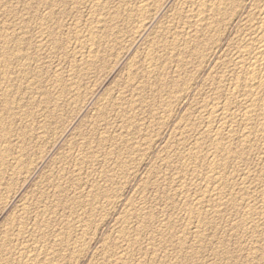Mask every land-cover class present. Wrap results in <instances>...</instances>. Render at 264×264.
<instances>
[{"label":"rangeland","instance_id":"rangeland-1","mask_svg":"<svg viewBox=\"0 0 264 264\" xmlns=\"http://www.w3.org/2000/svg\"><path fill=\"white\" fill-rule=\"evenodd\" d=\"M57 1H58L56 2L57 5H55L56 3L54 4L55 7L54 5H52L53 8L51 6H47V7L42 6L43 8L40 9V10L44 9L43 12L45 14L47 12L49 14H52V16L50 18H46L44 22L50 24L49 25L45 23L47 25V27L46 25L45 27L48 29V25H49V27H51L49 28L50 29L49 31L54 33V36L52 38L47 39L46 41L49 43H47L48 45L47 44L45 45L46 49L44 51H46L47 54L45 52L43 53V57L41 58V59H44L43 63H42V60L40 61L42 65L39 63L42 67L41 68L42 78H41V81L38 83V87H40V90L39 92L36 89L33 90V87L29 86V84L27 85V82L24 84L23 92H21L22 93L21 97L23 98L21 104L23 105L20 104L18 106L20 110L17 109L18 112L17 111L16 112L19 115H17V117L14 119L16 124H20L17 126L22 127L24 125L21 122L22 117H27L28 115H30L32 118L30 116H28V118L29 119L31 118L32 120L35 119V121L41 127V132L42 133L44 132V135H41L39 140L37 137V133L35 134L37 139L35 136H33L35 138L34 139L32 138L31 139L32 141L30 140V143H28L30 144L28 145V147L30 148L29 150L30 155L28 153L27 156L23 160V164H25L24 161L26 160H27L26 161L27 163L24 165V167L22 164L19 171L16 174H13V176H11V179L8 182L6 181L5 182L6 185H4V187L2 188L1 194L3 195V198L1 197L2 195L0 194V197L2 198L0 199V208H1L0 209V260L2 262L0 261V264H5L6 262H9L6 264H10V263L11 264L13 263L14 264H17V263L18 264H32L31 261H29L30 257L31 256L33 257L35 256V254L37 255L38 253H40L41 249L43 250L41 251V254H39V256L37 255V258L40 259V261L48 259V261L50 260L49 262H51V264H63V263L64 264H76V263L77 264H114V263L115 264H255V263L264 264V252H263L264 251V246H263L264 226L263 225L259 226L258 228H255L258 230H255L254 229L255 226L251 224L248 226L242 223L243 222L242 220H244L245 218L244 216L248 208L247 203L248 205L254 204V206L257 209H259V211H261V209L263 208V212H264V202H262L261 198L259 197L260 191L262 189L261 182L264 179V154H263V148H262L264 144L262 140H259V141L255 140L254 143H251L252 145L248 146L247 147L248 149L246 148L247 150H244V154H243L244 157L242 156L241 159L238 157L230 156L224 160V162L226 163H224L223 169H226L225 171L227 174V178H225L224 181L226 183L227 181L228 183L230 182V185L228 183L227 185H225L226 188L229 185V189L224 188V190L225 191L227 190V191L226 193L223 192V195L228 196V197L229 195H231L232 198L230 199V201L229 199H226V198L222 199L221 201L219 200L217 201V198L213 199V197L206 198L207 200L204 199L203 201L202 195H203V191L205 190V186L207 187L209 185L208 188H212L214 185V182L212 180L209 181L204 176V174H201V172L206 173V170L202 165H199V168L201 171H199V168L192 169L186 166L187 163L190 161L189 156L191 157V154L193 152L192 150L196 142H198L201 146L200 156L203 155L201 158L202 161H203L204 156L207 157V154L211 152V150L213 149L212 148L213 143H211L212 142L211 137L213 134H209V138H208V135H206L205 129L207 130L210 129L209 131L211 132L212 130H214L215 127H218V123H214V122L210 123L206 119H209L208 113H209V110L212 109V107H215V109H218L219 107L222 106L221 104L224 103L223 101L226 98V95L229 93L231 89H233L236 83V76H235L236 74L235 72H233L234 68L231 62H233L234 59L236 58V53L239 49L238 46L239 45L241 46L242 44L240 40H242L243 37L245 38L248 36V29L245 27L246 22L247 23L250 22L251 18L252 20L253 19L255 20L257 16L254 18V16L256 15L254 13L255 11L254 9L255 7H257V4L259 6L261 0L259 1L258 0H243V1L237 0V2H239L240 4L237 3L236 1H235L236 4L231 3L232 1L234 2V0H230V1L224 0L226 5L229 4L227 6L228 8L226 7L228 9L227 14H225L226 13L225 12L223 13L224 16H222L223 14L215 15V17H212L210 21L208 20L207 29L204 32L203 31L198 32V36L201 35L199 36L201 38V41L198 43L200 45V49L203 54L200 51L201 55L200 57H197V58H195L194 53H191L192 51H194L193 49L196 46L195 42L198 45L197 40H194L196 39V37L194 36L195 34L193 32L194 29L190 27L194 25L195 23L192 22V20L190 21L189 19H187L183 13L187 11L190 8V6H192V3H194V0H185V1L184 0H160V2L158 0H154L155 2L153 1L152 4L149 5L148 7L149 11L147 12V14L142 16L143 18L142 17L133 18L135 16L127 18L129 16L128 15L129 11L135 5L137 0L135 1L134 0H120V1L119 0H103V1L101 0L99 1L101 3L98 2V4L96 5L100 6V4H102L103 6H105V8L109 10L110 13H112V15L108 14L109 16L107 15V17L104 18L106 23L104 22L97 23V25H99L98 27L96 25V22H94L93 28H92L93 24L91 26L88 25V24H91L89 20L95 17L94 14H92L89 9L91 8V0L90 2L89 0H73L75 2H72V0L71 1L67 0V1L72 2V6H71V3L66 2V0H64L65 3L59 0ZM87 1H88V4L86 3ZM76 2L78 3L77 5L75 4ZM73 4H74V7H73ZM234 5L236 6L239 5L238 13L227 16L228 13L231 12L230 11L232 10L231 8L235 7ZM45 7L48 10H45L46 9ZM48 7H51V8H48ZM150 7L152 9H150ZM51 9H53L54 11ZM77 10L79 11V13ZM115 10H118V11L121 10V11L119 12L118 15L117 14L114 15ZM150 15H153V16H150ZM179 15L181 16V18ZM251 15L253 16L251 17ZM55 16H56V19H55ZM114 16L115 18H113ZM119 16H121V18ZM247 17L249 18V21ZM2 18L4 20H1ZM11 19L9 18V21H8L7 16H4V15L0 16V22L1 21L2 22L3 21L4 22H17V21L19 22V19L17 20V19H14L13 17ZM184 19H187V20H184ZM52 20L53 22H50ZM135 20H137L139 23H137V21ZM141 20L142 22L144 21L146 22V20L149 22V27L143 32L140 30V26H139ZM256 20H255V23H256ZM54 21L56 23L55 26H54ZM100 23L102 25H100ZM211 24H214V25H211ZM95 27L96 29H99V30H96L99 33L95 31L97 33L96 36L93 30L95 29ZM53 29H55L56 32ZM246 29H247V32H245ZM89 30H91L92 34H94V36L96 37V40L97 41L99 40L96 45L97 48L98 47L99 48L96 49L95 47L94 54H93L95 57L93 56L92 58L94 65H91V67L84 65L82 67L77 68L74 64H76L77 61L79 62L81 55L86 54L85 49L81 50V48H79L80 47L79 44L81 41L88 39V37L91 35L90 34L91 32ZM171 30H173L174 32ZM206 31L208 32L210 31V32L206 33ZM77 34L79 36H77ZM190 35L192 36L190 37ZM203 36L206 38H204ZM117 38H120V39H117ZM176 38L178 40L182 39L183 41L187 40V43L189 44H187L186 46H179V47L177 45L171 46L172 42ZM188 38H192V39L190 40ZM188 40L191 42L194 40L193 41L194 44L189 42ZM236 45H237V48H236ZM161 48L162 50H160ZM74 52L76 53L75 56H74L75 54ZM69 54H70V57H69ZM146 55H148L147 56L149 57L148 59H155L157 62H158L157 59H159L158 64L160 63L161 65L157 64L158 69L157 68L156 69H157V72L160 73V77H161L159 78L160 80L149 78L147 76V72L145 71L147 70L146 68L147 64L145 62ZM191 56L193 57V59L191 58ZM197 61L199 64V68H198ZM202 61L205 63H202ZM223 66L225 67L226 70H224ZM73 67L74 69L71 70ZM85 67H87L88 69ZM131 70H132V73H130ZM222 72H224L223 75H222ZM129 73L132 75L128 76L130 75ZM219 73L220 75H218ZM57 76L59 79L57 78ZM131 78H134L135 80L134 81L128 80ZM228 79H230V81ZM160 81L161 83L158 84V82ZM164 81L167 84L163 83ZM182 82L183 83L187 82V85H188V87H185L184 90H183ZM74 84H76L75 87L73 86ZM178 84L181 86H179ZM137 87H141V88L138 89ZM217 87H222V88L217 89ZM167 88H170V89H167ZM219 89L221 91H218ZM224 89L226 91H224ZM225 92H227V94ZM43 93L44 95L42 96ZM33 96L35 98L33 100L44 99L45 103H43L42 106H40V108L38 107L34 108L30 104V102L33 101L32 100ZM217 96L218 98L215 99V97ZM212 98L215 100H213ZM239 98L240 97H238L237 98L238 100L236 101L237 102L240 101V103H238V105H235L237 107H234V108H237L235 109V114H236L235 118L237 120H234L235 122L233 121V124L235 123L234 125L236 126L232 124L233 126L232 129H234L232 131L233 133L236 131L235 132L236 136H235V133L232 134L231 132V140H236V143L234 142V144L241 146L240 141H237V140L242 138L243 135H246L249 129H246L244 124H242L243 123L242 120H240L241 110L243 108L241 101L243 100V97H241L240 100ZM27 100L28 101L32 100V101L28 103ZM48 100L50 101L48 102ZM130 102L131 104L133 102L135 103L131 105ZM142 102H144L145 104ZM215 102H216V105H214ZM206 105L208 106L207 108H206ZM202 108L204 111L206 110L207 111L204 112ZM131 109H133L134 111ZM160 109L163 113L160 111ZM46 110H48V112ZM20 111L22 112L23 115L19 113ZM202 111L203 113H205V115L202 113ZM238 112L240 113V115ZM184 119L185 121H183ZM211 119L213 120V118ZM192 120H194V122ZM137 123L140 124V126ZM208 127H211V128L214 127V128L211 129ZM92 131L95 133H93ZM16 137L17 135L14 138L15 141H20L18 137H17L18 140H16L17 139ZM99 141L100 143L103 142V146H100L101 147L100 149H99V145H100ZM1 144L2 142H0V150H3L5 148V144H2L3 146ZM114 144H116V146ZM252 146L253 147L255 146V147L253 148ZM239 148L245 149L243 148V146ZM249 148L251 149L249 150ZM87 153L89 155H87ZM81 157L84 160H82ZM186 161L187 163H185ZM79 164H80V167H79ZM122 169L126 173L125 172L123 173ZM197 171L199 172L196 173ZM202 177H204L206 180L202 179ZM182 180H183V183H182ZM240 183H244V184L246 183L245 187L247 189L243 185H239ZM231 186L233 187L231 188L233 191H231L230 189ZM5 187L8 189L4 190ZM101 191H103L104 193ZM200 193L202 194L201 198L199 197ZM112 194H114V196ZM184 194L185 195L190 194V195L185 196ZM183 196H185L186 198H184ZM211 199H213V201ZM248 200L251 202H249ZM190 201L192 204L195 203L193 204L192 207L190 206L191 205ZM196 202L199 204L200 202H202L203 205L201 204L200 207L205 209V214H206L205 215L206 217H204L205 220L203 218L198 219V217L196 216L192 217V215H194V213L192 212H194V210L197 208L195 206ZM204 202H207V203H204ZM232 202H234L235 206ZM262 203L263 205H261ZM25 205L28 209L30 210L32 209L30 211L31 215L29 214L30 218L28 217V220H27V216L25 217L20 216L21 209ZM187 206L188 208L186 210ZM189 207L191 210L189 209ZM216 208H217V212H216ZM218 209L222 211L220 210L218 211ZM44 210L49 211L48 212L49 214L48 215L46 214L45 215L46 219L44 218L43 220L42 219L43 215L41 216V214L44 213ZM211 210H213V212ZM209 211H211L212 214L209 213ZM190 212L192 213L190 214L191 216L189 215ZM218 213L220 214V216H218L219 215ZM213 215L214 217H211ZM22 217L24 218L22 219ZM39 219L40 221H44V222L46 221L48 224L47 227L49 228L46 230V232H43V234L40 232L41 231L40 230L38 232H35L36 234L34 233L32 235L34 226L35 228H38L43 223V222H40ZM262 219L264 220V216ZM209 220L210 222H208ZM197 221H199L198 222L199 224L197 223ZM37 222H39V224H37ZM46 222L44 225H46ZM20 226H22L23 228ZM260 228L262 230H259ZM21 229H24L23 233ZM19 231H21L22 234ZM24 232H26L25 236H24ZM42 235H45V236H42ZM6 236L7 238H10L8 249L7 247L3 248V244H4V240ZM31 236L33 237L36 236L37 239L42 238L41 241L45 240L43 241V244H41V246L42 245L43 246L41 247V249H39V251H37V253L33 251L32 248L30 249L32 253L29 250V247H31V245L29 244V242L31 241L30 240ZM257 238H260V240H262L261 244L259 242L260 246L258 245L257 240H255ZM85 241H86V244L84 243ZM73 242H75V244ZM10 244L12 246L14 245L13 248L12 246L10 247ZM81 247H83V249ZM252 247H254L255 249ZM259 247H260V250L263 249V251H261L263 254L262 253L256 254V249H259ZM5 248L9 252H7ZM22 248H24L23 250L26 251V254L28 251L31 253L29 254L28 252V254L26 255V256L29 255L30 257L24 256L23 258V257H19L15 255L16 252H18L19 250H22ZM216 250H217V253H216ZM5 251H6V254L10 253L9 255H11L12 257L9 255L7 256H9L11 259L9 257H6ZM75 252H77V255ZM43 254L45 256H43ZM186 254H189V255H186ZM2 256L4 257V260L2 259L3 258ZM121 257L123 258V260ZM12 258H15V259H12ZM22 258L26 260L24 261ZM52 258H53V262L51 261ZM252 258H254L255 262L250 261V260L254 261ZM36 264H43V262L36 263Z\"/></svg>","mask_w":264,"mask_h":264},{"label":"bare ground","instance_id":"bare-ground-1","mask_svg":"<svg viewBox=\"0 0 264 264\" xmlns=\"http://www.w3.org/2000/svg\"><path fill=\"white\" fill-rule=\"evenodd\" d=\"M59 1H63L64 2V0H59ZM71 1V0H70ZM70 1H67L66 0V2H69V3H71V6H72V2H75V1H73L72 0V2H70ZM99 1H101V0H91V8H89L90 9V12L92 13V14H94V18H91L90 20H89V22H91V24H88L89 26H91L92 24V28H93V26H94V22H96V25H97V23H99V22H104V23H106L105 22V19L104 18H106L107 17V15L108 14H111L112 15V13H110L109 12V10L107 9V8H105V6H103L102 4H100V6L98 5H96V4H98V2ZM103 1V0H102ZM120 1V0H119ZM135 1V0H134ZM154 0H137V2L135 3V5L132 7V9L129 11V16L127 17V18H129V17H133V16H135V17H133V18H138V17H142L143 15H145V14H147V12L149 11L148 10V7H149V5L150 4H152V2H153ZM159 2H160V0H158ZM185 1V0H184ZM227 1V0H226ZM228 1H230V0H228ZM237 2V0H234V2L232 1L231 3H233V4H236V2ZM243 1V0H242ZM259 1V0H258ZM56 2H58L57 0H0V16L2 15H4V16H7V18H8V21H9V18L11 19L12 17L14 18V19H19V22L17 21V22H0V142H2V144H5V148L3 149V150H0V194H1V191H2V188L4 187V185H6L5 184V182L7 181H9L10 179H11V176H13V174H16L18 171H19V169L21 168V166H22V164H23V160H24V158L27 156V154L30 152L29 150H30V148L28 147V145H30V144H28V143H30V140L33 138H35L36 136H35V134L37 133V137H38V140H39V138H40V136L41 135H44V132L42 133L41 132V127L39 126V124L35 121V119H31L32 117L30 116V115H28L27 113V115L28 116H30L31 118L29 119L28 118V116L27 117H22V123L24 124L22 127H20V126H17V125H20V124H16L15 123V118L17 117V115H19L17 112V109H19V105L22 103V97H21V95H22V93L21 92H23V89H24V84L27 82V85L29 84V86H32L33 87V90L34 89H36L38 92H39V90H40V87H38V83L41 81V78H42V76H41V63H40V61L42 60V63H43V60L44 59H41L42 57H43V53L45 52L46 53V51H44L46 48V44L47 43H49V42H46L47 41V39H49V38H52L53 36H54V33L53 32H50L49 30V28H51V27H49V23H46V22H44V20L46 19V18H50L51 16H52V14H49L48 12L45 14L44 12H43V10L44 9H42V10H40L41 8H43L44 6H51L52 8H53V6L52 5H54ZM78 2V1H77ZM75 3L76 5L78 4V3ZM89 2H90V0H89ZM95 2V3H94ZM112 2V1H111ZM115 2V1H114ZM126 2V1H125ZM155 2V1H154ZM60 3V2H59ZM65 3V2H64ZM64 3H63V5H64ZM87 4H88V1L86 2ZM94 3V4H93ZM99 3H101V2H99ZM123 3V2H122ZM129 3V2H128ZM237 3H239V2H237ZM259 3V2H258ZM134 4V3H133ZM132 4V5H133ZM161 4H162V2H161ZM240 4V3H239ZM55 5H57V3L55 4ZM55 5H54V7H55ZM81 5V4H80ZM85 5V4H84ZM102 5V6H101ZM130 5V4H129ZM185 5V4H184ZM225 4V2H224V0H194V3H192V6H190V4H189V6H190V8L187 10V11H185V10H183V11H185V12H183L184 13V16L187 18V19H189L190 21L192 20V22H194L195 24L194 25H192V26H190V27H192L194 30H193V32H194V36L196 37V39H194V40H197V43L198 42H200L201 41V38L199 37V36H201V35H199L198 36V32H200V31H205L206 29H207V26H208V24H207V22H208V20L210 21V19H212V17H215V15H222L223 13H225V14H227V12H228V5H226ZM254 5V4H253ZM43 6V7H42ZM67 6V5H66ZM70 6V5H69ZM88 6V5H87ZM107 6V5H106ZM126 6H127V4H126ZM156 6V5H155ZM183 6V5H182ZM231 6V5H230ZM235 7L233 8H231L232 10H230L231 12L230 13H228V15L227 16H229V15H234V14H236V13H238V6H236V5H234ZM45 7V8H46ZM51 7H48V8H51ZM58 7V6H57ZM61 7V6H60ZM63 7V6H62ZM64 7H65V5H64ZM73 7H74V4H73ZM82 7V6H81ZM153 7V6H152ZM185 7V6H184ZM227 7V8H226ZM75 8H77V7H75ZM115 8V7H114ZM126 8V7H125ZM180 8V7H179ZM186 8V7H185ZM60 9V8H59ZM62 9V8H61ZM81 9V8H80ZM86 9V8H85ZM118 9V8H117ZM119 9H121V8H119ZM150 9H152L151 7H150ZM157 9V8H156ZM184 9V8H183ZM230 9V8H229ZM252 9H253V7H252ZM45 10H48L47 8L45 9ZM51 10H53V9H51ZM113 10V9H112ZM255 11H254V13L256 14L255 16H254V18L256 17L257 18V20H256V18H255V20H256V23H255V20L253 19L252 20V18L250 19V22H246V25H245V27L248 29V36L247 37H243L242 38V40H240L241 41V46L239 47L238 46V51H237V53H236V58L234 59V61L233 62H231L232 63V65H233V68H234V71L233 72H235V76H236V83H235V81H234V83H235V85H234V87H233V89H231L230 91H229V93L227 94V92H225L226 94V98L224 99V103H222L221 105V107H219L218 109H215V107H212V109L211 108H209V109H211V110H209V119H206V120H208L210 123L211 122H214V123H218V127H212V128H214V130H212L211 132L209 131V130H207V129H205L206 130V135H208V138H209V134H213L212 135V142L211 143H213V149L211 150V152H209L208 154H207V157H205L204 156V158H203V161H202V156H200V153H201V146H200V144L198 143V142H196L195 143V145H194V147H193V145H192V147H193V152H192V154H191V157L189 156V159H190V161L187 163V161L185 162V163H187V167L188 168H192V169H197V168H199V165H202L204 168H205V170H206V173H202L201 172V174H204V176L210 181V180H212L213 182H214V185H213V187L212 188H208L209 187V185L206 187L205 186V190L203 191L202 189V191H203V195L200 193V198H201V195H202V199H203V201H204V199H206V198H212L213 197V199L214 198H217V201L219 200V201H221L222 199H224V198H226V199H229V201H230V199L232 198L231 197V195H229V197L228 196H224L223 195V192H225L226 193V191L224 190V188L225 189H229V185H230V182L228 183V181H227V183L229 184L228 185V187L226 188L225 187V185H227V183L224 181L225 180V178H227V174H226V169H223V166H224V163H226V162H224V160L226 159V158H228V157H230V156H234V157H238V158H240L241 159V157L243 156V154H244V150H247L248 148V146H251L252 144L251 143H254V141L255 140H262V142H263V144H264V0H261V2H260V4H259V6H258V4H257V7H255V9H254ZM54 11V10H53ZM56 11V10H55ZM78 11V10H77ZM121 11V10H120ZM120 11H118V10H115V12H114V15L115 14H119V12ZM179 11V10H178ZM46 12V11H45ZM81 12V11H80ZM23 13H25V14H22ZM57 13H58V11H57ZM56 13V14H57ZM64 13V12H63ZM62 13V14H63ZM78 13H79V11H78ZM152 13V12H151ZM155 13V12H154ZM175 13H176V11H175ZM55 14V13H54ZM73 14V13H72ZM150 14V13H149ZM248 14V13H247ZM252 14V13H251ZM70 15V14H69ZM68 15V16H69ZM117 15H116V17H117ZM122 15H124V14H122ZM121 15V16H122ZM127 15V14H126ZM180 15H181V13H180ZM179 15V16H180ZM254 15V14H253ZM253 15H251V17L253 16ZM11 16V17H10ZM91 16V15H90ZM109 16V15H108ZM121 16H119L120 18H121ZM150 16H153V15H150ZM222 16H224V14L222 15ZM111 17V16H110ZM174 17V16H173ZM183 17V16H182ZM230 17H232V16H230ZM6 18V17H5ZM66 18V17H65ZM113 18H115V16L113 17ZM119 18V19H120ZM124 18V17H123ZM143 18V17H142ZM150 18V17H149ZM180 18H181V16H180ZM219 18V17H218ZM221 18V17H220ZM248 18V17H247ZM55 19H56V16H55ZM59 19H60V17H59ZM86 19V18H85ZM131 19V18H130ZM187 19H184V20H187ZM228 19H230V18H228ZM1 20H4L3 18L1 19ZM7 20V19H6ZM12 20V19H11ZM53 20H54V18H53ZM53 20L52 21H50V22H53ZM107 20V19H106ZM145 20V19H144ZM143 20V21H144ZM149 20V19H148ZM151 20V19H150ZM182 20V19H181ZM220 20V19H219ZM244 20V19H243ZM13 21V20H12ZM15 21V20H14ZM121 21V20H120ZM135 21H137V20H135ZM218 21V20H217ZM223 21V20H222ZM248 21H249V18H248ZM48 22V21H47ZM82 22V21H81ZM86 22H87V20H86ZM107 22H109V21H107ZM179 22V21H178ZM186 22V21H185ZM245 22V21H244ZM49 24L48 25V29L46 28L47 27V25L46 24ZM133 23V22H132ZM137 23H139L138 21H137ZM232 23V22H231ZM242 23V22H241ZM53 24V23H52ZM51 24V25H52ZM55 21H54V26H55ZM63 24V23H62ZM66 24V23H65ZM64 24V25H65ZM69 24V23H68ZM78 24V23H77ZM121 24V23H120ZM123 24V23H122ZM126 24V23H125ZM124 24V25H125ZM188 24V23H187ZM193 24V23H192ZM210 24V23H209ZM230 24V23H229ZM243 24V23H242ZM45 25H46V27H45ZM61 25V24H60ZM100 25H102L101 23H100ZM169 25V24H168ZM211 25H214V24H211ZM85 26H86V24H85ZM88 26V27H89ZM99 25H97V27H98ZM117 26V25H116ZM140 30L143 32V31H145L148 27H149V22L146 20V22L144 21V22H142V20H141V22H140ZM218 26V25H217ZM220 26V25H219ZM63 27V26H62ZM76 27V26H75ZM110 27H112V26H110ZM179 27V26H178ZM243 27V26H242ZM245 27H244V29H245ZM53 28V27H52ZM59 28V27H58ZM81 28H82V26H81ZM87 28V27H86ZM91 28V27H90ZM89 28V29H90ZM114 28V27H113ZM127 28H129V27H127ZM126 28V29H127ZM169 28V27H168ZM215 28V27H214ZM56 29V28H55ZM55 29H53L55 32H56V30ZM115 29V28H114ZM138 29V28H137ZM175 29V28H174ZM218 29H220V28H218ZM227 29V28H226ZM247 29H246V31L245 32H247ZM85 30V29H84ZM94 30V32L96 31V30H99V29H96V27H95V29H93ZM157 30V29H156ZM181 30V29H180ZM211 30V29H210ZM213 30V29H212ZM88 31V30H87ZM90 32H91V30H89ZM111 31V30H110ZM171 31H173V30H171ZM89 32V33H90ZM97 32V31H96ZM95 32V36H96V34L97 33H99V32H97L96 33ZM174 32V31H173ZM177 32V31H176ZM181 32V31H180ZM180 32H179V34H180ZM188 32V31H187ZM208 31H206V33H207ZM210 32V31H209ZM208 32V33H209ZM218 32V31H217ZM220 32V31H219ZM237 32H238V30H237ZM80 33V32H79ZM101 33V32H100ZM109 33V32H108ZM113 33V32H112ZM111 33V34H112ZM115 33V32H114ZM119 33V32H118ZM138 33V32H137ZM168 33V32H167ZM215 33V32H214ZM85 34V33H84ZM91 35V37L89 36L88 37V39H86V40H84V41H81L80 42V44H79V48H81V50H83V49H85V51H86V54H83V52H82V54L83 55H81L80 57V59H79V62L77 63L76 62V64H74L77 68L78 67H82V66H88V67H91V65H94L93 63V54H94V49H95V47H96V49H98L97 48V43H98V41L96 40V37L94 36V34H92V32L90 33ZM139 34V33H138ZM189 34V33H188ZM213 34V33H212ZM218 34V33H217ZM223 34V33H222ZM238 34H239V32H238ZM57 35V34H56ZM186 35V34H185ZM203 35V34H202ZM246 35V34H245ZM60 36H62V35H60ZM77 36H79L78 34H77ZM98 36H100V35H98ZM115 36H117V35H115ZM121 36V35H120ZM123 36V35H122ZM176 36V35H175ZM174 36V37H175ZM192 35H190V37H191ZM206 36V35H205ZM213 36V35H212ZM218 36V35H217ZM217 36H215V37H217ZM243 36V35H242ZM111 37V36H110ZM172 37V36H171ZM204 37V36H203ZM211 37V36H210ZM62 38V37H61ZM70 38V37H69ZM173 38V37H172ZM171 38V39H172ZM185 38V37H184ZM192 38H194V37H192ZM192 38H188V39H192ZM204 38H206V37H204ZM203 38V39H204ZM239 38V37H238ZM98 39V38H97ZM117 39H120V38H117ZM202 39V40H203ZM233 39V38H232ZM67 40V39H66ZM150 40V39H149ZM167 40V39H166ZM193 40V41H194ZM213 40V39H212ZM51 41V40H50ZM63 41V40H62ZM78 41V40H77ZM101 41V40H100ZM111 41V40H110ZM114 41V40H113ZM163 41V40H162ZM165 41V40H164ZM189 41V40H188ZM191 42V41H189V42H191V43H193L194 44V42ZM235 41V40H234ZM237 41V40H236ZM72 42V41H71ZM70 42V43H71ZM205 42H206V40H205ZM214 42V41H213ZM216 42V41H215ZM52 43V42H51ZM161 43V42H160ZM53 44V43H52ZM55 44V43H54ZM100 44V43H99ZM165 44V43H164ZM168 44V43H167ZM187 44H189V43H187V40L185 41H183L182 39L181 40H178L177 38L172 42V45L171 46H173V45H177L178 47L179 46H186ZM207 44V43H206ZM237 44H238V42H237ZM48 45V44H47ZM195 48L193 49L194 51H192L191 53H194L195 54V58H197V57H200V55H201V53H202V51H201V49H200V45H199V43H198V45L196 44V42H195ZM203 45H205V44H203ZM164 46V45H163ZM166 46V45H165ZM190 46V45H189ZM188 46V47H189ZM234 46V45H233ZM214 47V46H213ZM75 48V47H74ZM78 48V47H77ZM160 48V47H159ZM167 48H168V46H167ZM236 48H237V45H236ZM171 49V48H170ZM191 49V50H192ZM211 49V48H210ZM80 50V49H79ZM78 50V51H79ZM80 50V51H81ZM160 50H162V48L160 49ZM166 50V49H165ZM186 50V49H185ZM206 50V49H205ZM49 51V50H48ZM74 51V50H73ZM77 51V52H78ZM159 51V50H158ZM157 51V52H158ZM187 51V50H186ZM200 51H201V53H200ZM234 51V50H233ZM236 51V50H235ZM57 52V51H56ZM71 52V51H70ZM155 52V51H154ZM75 53V52H74ZM81 53V52H80ZM79 53V54H80ZM159 53V52H158ZM162 53H164V52H162ZM47 54V53H46ZM53 54V53H52ZM99 54V53H98ZM171 54V53H170ZM189 54V53H188ZM203 54V53H202ZM76 55V53L74 54V56ZM149 55H151V54H149ZM169 55V54H168ZM167 55V56H168ZM44 56H46V55H44ZM52 56V55H51ZM73 56V57H74ZM137 56V55H136ZM140 56V55H139ZM148 55H146L145 57H146V59H145V62H146V64H147V70H145L146 72H147V76L149 77V78H153V79H159V78H161L160 77V73L159 72H157V69H158V65L160 64H158V62H159V59H157L158 60V62L155 60V59H148L149 57H147ZM153 56V55H152ZM181 56V55H180ZM184 56H186V55H184ZM188 56V55H187ZM46 57H48V56H46ZM69 57H70V54H69ZM72 57V56H71ZM95 57V56H94ZM175 57V56H174ZM173 57V58H174ZM106 58V57H105ZM151 58V57H150ZM157 58V57H156ZM168 58V57H167ZM172 58V59H173ZM177 58V57H176ZM191 58L193 59V57L191 56ZM194 58V59H195ZM204 58V57H203ZM234 58V57H233ZM63 59V58H62ZM175 59V58H174ZM227 59V58H226ZM46 60V59H45ZM141 60H143V59H141ZM154 60V61H153ZM201 60V59H200ZM207 60V59H206ZM58 61V60H57ZM95 61V60H94ZM140 61V60H139ZM186 61V60H185ZM96 62V61H95ZM157 62V63H156ZM179 62V61H178ZM177 62V63H178ZM189 62V61H188ZM41 65H40V64ZM50 63V62H49ZM73 63V62H72ZM165 63V62H164ZM180 63V62H179ZM187 63V62H186ZM185 63V64H186ZM202 63H205V62H203L202 61ZM230 63V62H229ZM54 64V63H53ZM99 64V63H98ZM115 64V63H114ZM138 64V63H137ZM158 64V65H157ZM191 64H192V62H191ZM197 64H198V61H197ZM226 64H227V62H226ZM52 65V64H51ZM59 65V64H58ZM73 65V64H72ZM90 65V66H89ZM132 65V64H131ZM161 65V64H160ZM202 65V64H201ZM225 65V64H224ZM193 66V65H192ZM227 66V65H226ZM231 66V65H230ZM50 67V66H49ZM60 67V66H59ZM183 67V66H182ZM224 67V66H223ZM222 67V68H223ZM85 68H87V67H85ZM94 68V67H93ZM139 68V67H138ZM145 68V69H146ZM157 68V69H156ZM198 68H199V64H198ZM221 68V69H222ZM228 68H230V67H228ZM232 68V67H231ZM74 69V67L71 69V70H73ZM88 69V68H87ZM142 69H144V68H142ZM169 69V68H168ZM45 70V69H44ZM69 70V69H68ZM76 70V69H75ZM92 70V69H91ZM90 70V71H91ZM135 70V69H134ZM161 70V69H160ZM166 70V69H165ZM165 70H163V71H165ZM173 70V69H172ZM224 70H226L225 69V67H224ZM70 71V70H69ZM79 71V70H78ZM137 71V70H136ZM162 71V70H161ZM175 71V70H174ZM230 71V70H229ZM81 72V71H80ZM169 72V71H168ZM219 72V71H218ZM225 72V71H224ZM224 72H222V75H223V73ZM130 73H132V70H131V72ZM129 73V74H130ZM162 73V72H161ZM172 73H174V72H172ZM232 73V72H231ZM54 74V73H53ZM72 74V73H71ZM137 74H139V73H137ZM176 74V73H175ZM186 74V73H185ZM187 74H188V72H187ZM192 74V73H191ZM75 75V74H74ZM82 75V74H81ZM132 74H130V75H128V76H131ZM218 75H220V73L218 74ZM146 76V77H147ZM165 76V75H164ZM186 76V75H185ZM188 76V75H187ZM217 76V75H216ZM55 77V76H54ZM71 77V76H70ZM82 77V76H81ZM166 77V76H165ZM172 77V76H171ZM181 77V76H180ZM184 77V76H183ZM193 77V76H192ZM221 77V76H220ZM230 77V76H229ZM53 78V77H52ZM57 78H58V76H57ZM79 78V77H78ZM101 78H103V77H101ZM129 78V77H128ZM138 78V77H137ZM142 78V77H141ZM179 78V77H178ZM208 78V77H207ZM235 78V77H234ZM59 79V78H58ZM68 79H70V78H68ZM74 79V78H73ZM139 79V78H138ZM162 79H164V78H162ZM173 79V78H172ZM191 79V78H190ZM216 79V78H215ZM76 80H78V79H76ZM128 80H135L134 78H131V79H128ZM160 80V79H159ZM158 80V81H159ZM186 80V79H185ZM197 80V79H196ZM224 80V79H223ZM227 80V79H226ZM229 81H230V79H228ZM58 81V80H57ZM155 81V80H154ZM167 81V80H166ZM222 81V80H221ZM46 82V81H45ZM52 82V81H51ZM144 82V81H143ZM172 82V81H171ZM178 82V81H177ZM176 82V83H177ZM207 82V81H206ZM213 82V81H212ZM211 82V83H212ZM59 83V82H58ZM75 83V82H74ZM129 83V82H128ZM132 83V82H131ZM159 83H161V81L160 82H158V84ZM163 83H166L165 81L163 82ZM214 83V82H213ZM221 83V82H220ZM226 83V82H225ZM57 84V83H56ZM71 84H73V83H71ZM76 84H77V82H76ZM76 84H74L73 86L75 87V85ZM79 84V83H78ZM81 84V83H80ZM119 84V83H118ZM167 84V83H166ZM216 84V83H215ZM222 84V83H221ZM229 84V83H228ZM232 84V83H231ZM58 85V84H57ZM56 85V86H57ZM128 85V84H127ZM171 85V84H170ZM179 85V84H178ZM182 85H183V90H184V88L185 87H188V85H187V82L186 83H183L182 82ZM218 85V84H217ZM223 85V84H222ZM26 86V85H25ZM40 86V85H39ZM48 86V85H47ZM63 86V85H62ZM142 86V85H141ZM176 86V85H175ZM179 86H181V85H179ZM190 86V85H189ZM214 86V85H213ZM42 87V86H41ZM59 87V86H58ZM161 87H163V86H161ZM166 87V86H165ZM164 87V88H165ZM167 87H169V86H167ZM174 87V86H173ZM177 87V86H176ZM175 87V88H176ZM29 88V87H28ZM50 88V87H49ZM52 88V87H51ZM60 88V87H59ZM78 88V87H77ZM138 89L139 88H141V87H137ZM178 88H180V87H178ZM218 88H222V87H217V89ZM224 88V87H223ZM30 89V88H29ZM43 89V88H42ZM62 89V88H61ZM68 89V88H67ZM131 89V88H130ZM160 89V88H159ZM167 89H170V88H167ZM172 89V88H171ZM182 89V88H181ZM218 90V91H221V90ZM31 90H32V88H31ZM70 90V89H69ZM122 90V89H121ZM161 90V89H160ZM166 90V89H165ZM164 90V91H165ZM182 90V91H183ZM43 91V90H42ZM41 91V92H42ZM47 91V90H46ZM67 91V90H66ZM135 91H137V90H135ZM147 91V90H146ZM181 91V92H182ZM224 91H226L225 89H224ZM223 91V92H224ZM228 91V90H227ZM29 92V91H28ZM57 92V91H56ZM59 92V91H58ZM61 92V91H60ZM70 92V91H69ZM79 92V91H78ZM130 92H131V90H130ZM129 92V93H130ZM156 92V91H155ZM163 92V91H162ZM31 93H32V91H31ZM34 93V92H33ZM66 93H68V92H66ZM137 93V92H136ZM52 94V93H51ZM128 94V93H127ZM141 94V93H140ZM182 94V93H181ZM218 94H219V92H218ZM24 95V94H23ZM35 95V94H34ZM44 95V93L42 94V96ZM53 95V94H52ZM52 95H50V96H52ZM58 95V94H57ZM73 95V94H72ZM167 95V94H166ZM180 95V94H179ZM216 95V94H215ZM223 95V94H222ZM224 95V96H225ZM25 96V95H24ZM31 96V95H30ZM55 96V95H54ZM67 96H68V94H67ZM78 96V95H77ZM104 96V95H103ZM105 96H106V94H105ZM174 96V95H173ZM220 96V95H219ZM28 97V96H27ZM130 97V96H129ZM161 97V96H160ZM175 97H176V95H175ZM181 97V96H180ZM184 97V96H183ZM186 97V96H185ZM238 97H243V100L241 101V103H242V110H241V115H240V113H239V115H240V120H242V124H244V126L246 127V129H249V131H248V133L246 134V135H243V137L242 138H240V139H238V138H236V139H238L237 141H240V143H241V146H243V148H245V149H241V148H239V147H241V146H238V145H235L234 144V142L236 143V140H231V132H232V134H234L233 133V131L232 130H234V129H232L233 128V126H232V124H233V121L234 120H237L235 117H236V114H235V109H237V108H234V107H237V106H235V105H238V103H240V101L239 102H237L236 100H238L237 98ZM156 98V97H155ZM168 98V97H167ZM174 98V97H173ZM182 98V97H181ZM216 98H218V96L217 97H215V99ZM240 98H239V100H240ZM27 99V98H26ZM33 99H35L34 98V96H33V98H32V100ZM56 99V98H55ZM71 99V98H70ZM74 99V98H73ZM124 99V98H123ZM128 99V98H127ZM159 99V98H158ZM169 99V98H168ZM176 99V98H175ZM206 99V98H205ZM209 99V98H208ZM207 99V100H208ZM213 99V98H212ZM211 99V100H212ZM215 99H213V100H215ZM29 100V99H28ZM27 100V101H28ZM32 100H30V101H32ZM64 100V99H63ZM143 100V99H142ZM218 100V99H217ZM217 100H216V102H217ZM30 101H28V103L30 102ZM50 100H48V102H49ZM171 101V100H170ZM179 101V100H178ZM209 101V100H208ZM207 101V102H208ZM122 102V101H121ZM124 102V101H123ZM126 102V101H125ZM128 102V101H127ZM140 102V101H139ZM166 102H167V100H166ZM176 102V101H175ZM181 102V101H180ZM180 102H178V103H180ZM216 102H215V104L214 105H216ZM219 102V101H218ZM221 102V101H220ZM43 103H45V101H44V99H42V100H33L32 102H30V104L34 107V108H36V107H38V108H40V106H42V104ZM52 103V102H51ZM57 103V102H56ZM135 102H133L132 104H134ZM142 103H144V102H142ZM157 103V102H156ZM168 103H170V102H168ZM201 103V102H200ZM199 103V104H200ZM211 103V102H210ZM213 103V102H212ZM121 104V103H120ZM128 104V103H127ZM130 104H131V102H130ZM131 104V105H132ZM145 104V103H144ZM175 104H177V103H175ZM206 104V103H205ZM21 105H23V104H21ZM62 105V104H61ZM118 105V104H117ZM141 105V104H140ZM143 105V104H142ZM157 105H159V104H157ZM212 105V104H211ZM46 106H47V104H46ZM100 106V105H99ZM124 106V105H123ZM139 106V105H138ZM210 106V105H209ZM118 107V106H117ZM120 107V106H119ZM128 107V106H127ZM141 107V106H140ZM162 107V106H161ZM168 107V106H167ZM195 107V106H194ZM197 107V106H196ZM208 106L206 105V108H207ZM216 107H218V106H216ZM25 108V107H24ZM48 108V107H47ZM61 108V107H60ZM124 108V107H123ZM132 108V107H131ZM153 108H154V106H153ZM157 108V107H156ZM160 108V107H159ZM176 108V107H175ZM174 108V109H175ZM201 108V107H200ZM239 108V107H238ZM46 109V108H45ZM137 109V108H136ZM166 109V108H165ZM171 109H172V107H171ZM20 110V109H19ZM27 110H28V108H27ZM34 110V109H33ZM39 110V109H38ZM125 110V109H124ZM130 110V109H129ZM131 110H133V109H131ZM202 110H203V108H202ZM17 111V112H16ZM26 111V110H25ZM31 111V110H30ZM35 111V110H34ZM47 112H48V110H46ZM53 111V110H52ZM116 111V110H115ZM126 111V110H125ZM125 111H124V113H125ZM134 111V110H133ZM160 111H161V109H160ZM198 111V110H197ZM204 111V110H203ZM203 111H202V113H203ZM207 111V110H206ZM206 111H204V112H206ZM237 111V110H236ZM50 112V111H49ZM121 112V111H120ZM123 112V111H122ZM154 112V111H153ZM162 112V111H161ZM171 112V111H170ZM173 112V111H172ZM175 112V111H174ZM20 114H22V112L20 111L19 112ZM31 113H33V112H31ZM37 113H38V111H37ZM100 113V112H99ZM129 113V112H128ZM133 113V112H132ZM131 113V114H132ZM163 113V112H162ZM168 113V112H167ZM36 114V113H35ZM40 114H41V112H40ZM47 114V113H46ZM45 114V115H46ZM53 114V113H52ZM51 114V115H52ZM58 114V113H57ZM56 114V115H57ZM161 114V113H160ZM165 114V113H164ZM163 114V115H164ZM171 114V113H170ZM204 115H205V113H203ZM202 114V115H203ZM23 115V114H22ZM32 115V114H31ZM59 115V114H58ZM96 115V114H95ZM123 115V114H122ZM135 115V114H134ZM133 115V116H134ZM168 115V114H167ZM238 115V114H237ZM43 116V115H42ZM41 116V117H42ZM98 116V115H97ZM106 116V115H105ZM161 116V115H160ZM108 117V116H107ZM137 117V116H136ZM166 117V116H165ZM187 117V116H186ZM46 118V117H45ZM96 118V117H95ZM101 118V117H100ZM164 118V117H163ZM171 118V117H170ZM211 118H213V120L211 119ZM42 119H44V118H42ZM59 119V118H58ZM153 119H154V117H153ZM161 119H162V117H161ZM166 119V118H165ZM180 119V118H179ZM202 119V118H201ZM49 120V119H48ZM57 120V119H56ZM103 120V119H102ZM124 120V119H123ZM132 120V119H131ZM186 120H188V119H186ZM205 120V119H204ZM212 120V121H211ZM240 120H239V122H240ZM53 121V120H52ZM133 121V120H132ZM183 121H185V119L183 120ZM193 122H194V120H192ZM200 121V120H199ZM201 121H203V120H201ZM43 122V121H42ZM50 122V121H49ZM48 122V123H49ZM57 122V121H56ZM138 122V121H137ZM142 122V121H141ZM176 122V121H175ZM196 122V121H195ZM235 122V121H234ZM238 122V121H237ZM130 123V122H129ZM180 123V122H179ZM188 123V122H187ZM38 124V125H37ZM54 124V123H53ZM56 124H58V123H56ZM123 124V123H122ZM138 124V123H137ZM163 124V123H162ZM199 124V123H198ZM235 124V123H234ZM233 124V125H234ZM237 124V123H236ZM67 125V124H66ZM135 125V124H134ZM133 125V126H134ZM139 126H140V124H138ZM151 125V124H150ZM164 125V124H163ZM166 125V124H165ZM186 125V124H185ZM192 125V124H191ZM184 126V125H183ZM188 126V125H187ZM190 126V125H189ZM194 126H196V125H194ZM215 126V125H214ZM234 126H236V125H234ZM240 126H241V124H240ZM243 126V125H242ZM125 127H126V125H125ZM135 127V126H134ZM139 128V127H138ZM184 128V127H183ZM201 128V127H200ZM208 128H211V127H208ZM211 128V129H212ZM237 128V127H236ZM244 128V127H243ZM242 128V129H243ZM137 129V128H136ZM197 129V128H196ZM60 130V129H59ZM95 130V129H94ZM93 130V131H94ZM182 130V129H181ZM202 130V129H201ZM92 131V132H93ZM187 131V130H186ZM185 131V132H186ZM50 132V131H49ZM101 132V131H100ZM147 132V131H146ZM159 132V131H158ZM184 132V131H183ZM244 132H245V130H244ZM247 132V131H246ZM93 133H95V132H93ZM193 133V132H192ZM102 134H104V133H102ZM149 134V133H148ZM181 134H182V132H181ZM187 134H188V132H187ZM195 134V133H194ZM202 134V133H201ZM17 135V137L20 139V141H15V136ZM93 135V134H92ZM101 135V134H100ZM147 135V134H146ZM153 135V134H152ZM158 135V134H157ZM183 135H185V134H183ZM33 136H35V137H33ZM91 136V135H90ZM94 136V135H93ZM106 136V135H105ZM198 136H199V134H198ZM197 136V137H198ZM204 136V135H203ZM235 136H236V133H235ZM238 136V135H237ZM16 137V138H17ZM37 137H36V139H37ZM45 137V136H44ZM95 137V136H94ZM154 137V136H153ZM152 137V138H153ZM202 137V136H201ZM233 137V136H232ZM18 138L16 139V140H18ZM89 138V137H88ZM87 138V139H88ZM206 138V137H205ZM47 139V138H46ZM91 139V138H90ZM117 139H118V137H117ZM86 140V139H85ZM114 140V139H113ZM124 140V139H123ZM142 140V139H141ZM208 140V139H207ZM32 141V140H31ZM44 141V140H43ZM109 141V140H108ZM112 141V140H111ZM115 141V140H114ZM136 141V140H135ZM82 142V141H81ZM194 142V141H193ZM89 143V142H88ZM92 143V142H91ZM98 143V142H97ZM99 143H100V141H99ZM98 143V144H99ZM105 143V142H104ZM108 143V142H107ZM202 143V142H201ZM256 143V142H255ZM1 144V145H2ZM93 144V143H92ZM111 144V143H110ZM109 144V145H110ZM113 144V143H112ZM81 145V144H80ZM95 145V144H94ZM115 146H116V144H114ZM204 145V144H203ZM240 145V144H239ZM3 146V145H2ZM37 146V145H36ZM100 146H103V142L102 143H100V145H99V149L101 148ZM105 146V145H104ZM121 146V145H120ZM146 146V145H145ZM209 146V145H208ZM256 146V145H255ZM254 146V147H255ZM83 147V146H82ZM118 147V146H117ZM253 147V146H252ZM253 147V148H254ZM259 147V146H258ZM36 148V147H35ZM98 148V147H97ZM96 148V149H97ZM110 148V147H109ZM247 148V149H246ZM260 148V147H259ZM263 148V154H264V146L262 147ZM32 149V148H31ZM69 149H70V147H69ZM68 149V150H69ZM87 149V148H86ZM113 149V148H112ZM115 149V148H114ZM135 149V148H134ZM208 149V148H207ZM211 149V148H210ZM251 148H249V150H250ZM78 150V149H77ZM92 150V149H91ZM121 150V149H120ZM129 150V149H128ZM149 150V149H148ZM205 150V149H204ZM257 150V149H256ZM102 151V150H101ZM105 151V150H104ZM113 151V150H112ZM210 151V150H209ZM95 152H97V151H95ZM114 152V151H113ZM129 152V151H128ZM141 152V151H140ZM203 152V151H202ZM205 152V151H204ZM247 152V151H246ZM101 153V152H100ZM112 153V152H111ZM119 153V152H118ZM124 153V152H123ZM144 153V152H143ZM262 153V152H261ZM115 154V153H114ZM129 154V153H128ZM134 154V153H133ZM202 154H204V153H202ZM206 154V153H205ZM29 155H30V153H29ZM32 155V154H31ZM43 155V154H42ZM83 155V154H82ZM86 155V154H85ZM87 155H89L88 153H87ZM135 155V154H134ZM260 155V154H259ZM262 155V154H261ZM41 156V155H40ZM95 156V155H94ZM102 156V155H101ZM166 156V155H165ZM164 156V157H165ZM171 156V155H170ZM187 156V157H188ZM104 157V156H103ZM109 157V156H108ZM112 157H113V155H112ZM116 157V156H115ZM120 157V156H119ZM119 157H118V159H119ZM136 157V156H135ZM244 157V156H243ZM32 158V157H31ZM92 158H93V156H92ZM98 158V157H97ZM39 159V158H38ZM81 159H82V157H81ZM88 159V158H87ZM91 159V158H90ZM99 159V158H98ZM101 159V158H100ZM112 159V158H111ZM114 159V158H113ZM128 159V158H127ZM246 159V158H245ZM80 160V159H79ZM82 160H84V159H82ZM92 160V159H91ZM93 160H94V158H93ZM108 160V159H107ZM236 160H237V158H236ZM27 161V160H26ZM26 161H24L25 162V164L27 163ZM32 161V160H31ZM100 161V160H99ZM114 161V160H113ZM112 161V162H113ZM173 161V160H172ZM176 161V160H175ZM185 161V160H184ZM227 161V160H226ZM82 162V161H81ZM117 162V161H116ZM119 162V161H118ZM106 163H108V162H106ZM122 163V162H121ZM160 163V162H159ZM245 163V162H244ZM25 164H23V167H24V165ZM83 164V163H82ZM114 164V163H113ZM227 164H228V162H227ZM33 165V164H32ZM118 165V164H117ZM127 165V164H126ZM132 165V164H131ZM182 165V164H181ZM185 165V164H184ZM226 165V164H225ZM232 165V164H231ZM248 165V164H247ZM82 166V165H81ZM76 167V166H75ZM74 167V168H75ZM79 167H80V164H79ZM94 167H95V165H94ZM122 167H123V165H122ZM235 167H236V165H235ZM58 168V167H57ZM78 168V167H77ZM76 168V169H77ZM97 168V167H96ZM120 168V167H119ZM187 168V169H188ZM239 168V167H238ZM28 169V168H27ZM84 169V168H83ZM82 169V170H83ZM90 169V168H89ZM127 169V168H126ZM203 169V168H202ZM29 170V169H28ZM73 170V169H72ZM105 170V169H104ZM110 170H111V168H110ZM123 170V169H122ZM230 170V169H229ZM238 170V169H237ZM34 171V170H33ZM120 171H121V169H120ZM128 171V170H127ZM190 171H191V169H190ZM193 171V170H192ZM199 171H201L200 170V168H199ZM199 171H197L196 173H198ZM231 171H233V170H231ZM245 171V170H244ZM77 172V171H76ZM83 172V171H82ZM125 171L123 170V173H124ZM158 172V171H157ZM236 172V171H235ZM20 173V172H19ZM81 173V172H80ZM126 173V172H125ZM166 173V172H165ZM190 173H192V172H190ZM227 173H228V171H227ZM91 174V173H90ZM96 174V173H95ZM112 174V173H111ZM130 174V173H129ZM184 174V173H183ZM186 174V173H185ZM206 174V175H205ZM230 174V173H229ZM74 175V174H73ZM76 175V174H75ZM83 175V174H82ZM158 175V174H157ZM165 175V174H164ZM189 175H191V174H189ZM198 175V174H197ZM232 175V174H231ZM230 175V176H231ZM248 175V174H247ZM81 176V175H80ZM112 176V175H111ZM192 176H193V174H192ZM233 176V175H232ZM253 176V175H252ZM259 176V175H258ZM263 176V175H262ZM21 177V176H20ZM78 177V176H77ZM166 177V176H165ZM183 177V176H182ZM254 177V176H253ZM96 178V177H95ZM162 178V177H161ZM198 178V177H197ZM257 178V177H256ZM256 178H255V180H256ZM261 178V177H260ZM259 178V179H260ZM19 179V178H18ZM66 179V178H65ZM77 179H79V178H77ZM167 179V178H166ZM183 179V178H182ZM202 179H205L204 177H202ZM258 179V178H257ZM82 180V179H81ZM127 180V179H126ZM186 180V179H185ZM206 180V179H205ZM17 181V180H16ZM80 181V180H79ZM98 181V180H97ZM230 181V180H229ZM191 182V181H190ZM197 182V181H196ZM203 182H204V180H203ZM208 182V181H207ZM212 182V183H213ZM233 182V181H232ZM235 182V181H234ZM243 182V181H242ZM253 182V181H252ZM14 183V182H13ZM54 183V182H53ZM121 183V182H120ZM171 183V182H170ZM182 183H183V180H182ZM239 183V182H238ZM72 184V183H71ZM80 184V183H79ZM125 184V183H124ZM207 184V183H206ZM234 184V183H233ZM236 184V183H235ZM55 185V184H54ZM65 185V184H64ZM232 185V184H231ZM239 185H243L244 187L246 186V183L244 184V183H240ZM237 186V185H236ZM235 186V187H236ZM261 191H260V194H259V197L261 198V201L262 202H264V179L262 180V182H261ZM6 187H8V186H6ZM4 188V190L6 189H8V188ZM58 187V186H57ZM101 187V186H100ZM183 187V186H182ZM201 187V186H200ZM238 187V186H237ZM240 187V186H239ZM242 187V186H241ZM243 187V188H244ZM45 188V187H44ZM167 188V187H166ZM231 188H233L232 186L230 187V189ZM246 188V187H245ZM48 189V188H47ZM115 189V188H114ZM199 189V188H198ZM247 189V188H246ZM249 189H250V187H249ZM44 190V189H43ZM50 190V189H49ZM94 190V189H93ZM200 190V191H201ZM245 190V189H244ZM243 190V191H244ZM252 190V189H251ZM104 191V190H103ZM103 191H101V192H103ZM143 191V190H142ZM184 191V190H183ZM191 191V190H190ZM189 191V192H190ZM230 191V190H229ZM231 191H233L232 189H231ZM250 191V190H249ZM249 191H247V192H249ZM254 191V190H253ZM60 192V191H59ZM96 192V191H95ZM118 192V191H117ZM186 192V191H185ZM239 192V191H238ZM237 192V193H238ZM241 192V191H240ZM246 192V191H245ZM3 193V192H2ZM64 193V192H63ZM104 193V192H103ZM102 193V194H103ZM224 193V194H225ZM232 193H234V192H232ZM231 193V194H232ZM243 193V192H242ZM4 194V193H3ZM87 194V193H86ZM85 194V195H86ZM196 194V193H195ZM249 194V193H248ZM2 195V194H1ZM11 195V194H10ZM9 195V196H10ZM39 195V194H38ZM113 196H114V194H112ZM185 195V194H184ZM188 195H190V194H188ZM188 195H185V196H188ZM237 195V194H236ZM242 195V194H241ZM5 196V195H4ZM8 196V197H9ZM51 196H52V194H51ZM64 196V195H63ZM93 196V195H92ZM102 196V195H101ZM141 196H142V194H141ZM182 196V195H181ZM185 196H183L184 198H186ZM194 196V195H193ZM253 196V195H252ZM2 198H3V195L1 196ZM0 197V199H2ZM13 197V196H12ZM198 197V198H199ZM238 197V196H237ZM249 197H250V195H249ZM11 198V197H10ZM88 198V197H87ZM173 198V197H172ZM183 198V199H184ZM197 198V199H198ZM236 198V197H235ZM245 198V197H244ZM248 198V197H247ZM9 199V198H8ZM30 199V198H29ZM57 199V198H56ZM90 199V198H89ZM93 199V198H92ZM115 199V198H114ZM144 199V198H143ZM201 199V200H202ZM213 199H211L212 201H213ZM6 200V199H5ZM11 200V199H10ZM26 200V199H25ZM36 200V199H35ZM91 200V199H90ZM94 200V199H93ZM190 200V199H189ZM207 200V199H206ZM209 200V199H208ZM27 201V200H26ZM88 201V200H87ZM109 201H110V199H109ZM172 201V200H171ZM185 201V200H184ZM197 201V200H196ZM199 201V200H198ZM202 201V202H203ZM211 201V202H212ZM216 201V200H215ZM247 201V200H246ZM249 201V200H248ZM30 202V201H29ZM60 202V201H59ZM63 202V201H62ZM61 202V203H62ZM75 202H76V200H75ZM74 202V203H75ZM78 202V201H77ZM93 202V201H92ZM168 202V201H167ZM193 202V201H192ZM202 202H200V204L199 203H197L196 202V209L194 210V212H192V213H194V215H192V217L193 216H196V217H198V219H200V218H203L204 219V217H206L205 215V209L204 208H202V207H200V205L202 204ZM236 202V201H235ZM239 202H241V201H239ZM249 202H251V201H249ZM254 202H255V200H254ZM8 203V202H7ZM58 203V202H57ZM69 203V202H68ZM91 203V202H90ZM95 203V202H94ZM186 203V202H185ZM190 203H191V201H190ZM189 203V204H190ZM204 203H207V202H204ZM217 203H219V202H217ZM223 203V202H222ZM230 203V202H229ZM233 204H234V202H232ZM34 204H35V202H34ZM41 204V203H40ZM56 204V203H55ZM66 204V203H65ZM175 204H177V203H175ZM174 204V205H175ZM187 204H188V202H187ZM186 204V205H187ZM193 204H195V203H193ZM193 204L191 203V207L193 206ZM210 204V203H209ZM225 204V203H224ZM4 205V204H3ZM38 205V204H37ZM48 205H49V203H48ZM64 205V204H63ZM73 205V204H72ZM81 205V204H80ZM203 205V204H202ZM211 205V204H210ZM209 205V206H210ZM217 205H219V204H217ZM232 205V204H231ZM253 205V206H252ZM261 205H263V203L261 204ZM33 206V205H32ZM42 206V205H41ZM54 206V205H53ZM65 206V205H64ZM88 206V205H87ZM179 206V205H178ZM214 206V205H213ZM228 206V205H227ZM234 206H235V204H234ZM237 206V205H236ZM247 206H248V208H247V211H246V213H245V218H244V220H242L243 222V224L244 225H253V226H255L254 227V229L255 228H258L259 226H264V220L262 219L263 218V216H264V212H263V208L261 209V211H259V209H257L255 206H254V204H249L248 205V203H247ZM31 207V206H30ZM35 207V206H34ZM43 207H45V206H43ZM42 207V208H43ZM96 207V206H95ZM130 207V206H129ZM182 207V206H181ZM205 207V206H204ZM219 207V206H218ZM261 207V206H260ZM77 208V207H76ZM185 208V207H184ZM187 208H188V206L186 207V210H187ZM215 208V207H214ZM236 208V207H235ZM243 208V207H242ZM259 208V207H258ZM1 209V208H0ZM52 209V208H51ZM97 209V208H96ZM113 209V208H112ZM189 209H190V207H189ZM188 209V210H189ZM213 209V208H212ZM221 209V208H220ZM220 209H218V211L220 210ZM230 209V208H229ZM245 209V208H244ZM32 210V209H31ZM30 209H28L27 207H26V205L25 206H23L22 207V209H21V214H20V216H27V220H28V217L30 218V216H29V214L31 215V211ZM40 210V209H39ZM142 210V209H141ZM191 210V209H190ZM189 210V211H190ZM193 210V209H192ZM208 210H210V209H208ZM207 210V211H208ZM215 210V209H214ZM227 210V209H226ZM47 210H44V213L43 214H41V216L43 217L42 219L44 220V218L46 217L45 215L47 214H49L48 212L49 211H47ZM51 211V210H50ZM78 211V210H77ZM98 211H99V209H98ZM212 212H213V210H211ZM211 211H209V213H211ZM220 211H222V210H220ZM234 211H236V210H234ZM35 212V211H34ZM33 212V213H34ZM42 212H43V210H42ZM54 212V211H53ZM92 212H94V211H92ZM174 212V211H173ZM215 212V211H214ZM216 212H217V208H216ZM226 212V211H225ZM224 212V213H225ZM142 213V212H141ZM183 213V212H182ZM191 212L189 213V215L190 214H192ZM207 213V212H206ZM208 213V214H209ZM223 213V214H224ZM53 214V213H52ZM51 214V215H52ZM89 214V213H88ZM95 214V213H94ZM132 214V213H131ZM140 214V213H139ZM212 214V213H211ZM219 214V213H218ZM35 215V214H34ZM134 215V214H133ZM215 215V214H214ZM214 215L213 216H211V217H214ZM217 215V214H216ZM238 215V214H237ZM241 215V214H240ZM79 216V215H78ZM101 216V215H100ZM191 216V215H190ZM218 216H220V214L218 215ZM217 216V217H218ZM24 217H22V219L24 218ZM48 217V216H47ZM65 217V216H64ZM77 217V216H76ZM134 217V216H133ZM146 217H147V215H146ZM260 217H262V218H260ZM21 218V217H20ZM49 218V217H48ZM70 218V217H69ZM141 218V217H140ZM184 218V217H183ZM228 218V217H227ZM16 219V218H15ZM19 219V218H18ZM46 219V218H45ZM197 219V218H196ZM203 219H201V220H203ZM207 219V218H206ZM218 219V218H217ZM35 220V219H34ZM107 220V219H106ZM142 220V219H141ZM184 220V219H183ZM195 220V219H194ZM205 220V219H204ZM222 220V219H221ZM39 221H40V219H39ZM215 221V220H214ZM18 222V221H17ZM23 222V221H22ZM40 222H43L42 223V225L41 226H39L38 228H35V226H34V230L32 231V235L35 233V232H38V231H40L42 234H43V232H46V230L49 228V227H47L48 226V224H47V222H46V225H44L45 224V222L44 221H40ZM49 222V221H48ZM154 222V221H153ZM199 221H197V223H198ZM202 222V221H201ZM208 222H210V220L208 221ZM212 222V221H211ZM235 222H237V221H235ZM11 223V222H10ZM20 223V222H19ZM31 223V222H30ZM158 223V222H157ZM204 223V222H203ZM233 223V222H232ZM21 224V223H20ZM19 224V225H20ZM37 224H39V222H37ZM41 224V223H40ZM69 224V223H68ZM87 224V223H86ZM93 224V223H92ZM140 224V223H139ZM162 224V223H161ZM199 224V223H198ZM202 224V223H201ZM212 224V223H211ZM237 224V223H236ZM242 224V225H243ZM25 225V224H24ZM35 225H36V223H35ZM54 225V224H53ZM66 225V224H65ZM80 225H82V224H80ZM124 225V224H123ZM158 225V224H157ZM8 226H10V225H8ZM12 226V225H11ZM200 226V225H199ZM17 227H19V226H17ZM20 227H22V226H20ZM29 227H30V225H29ZM32 227V226H31ZM37 227V226H36ZM52 227V226H51ZM136 227V226H135ZM142 227V226H141ZM214 227V226H213ZM241 227H243V226H241ZM23 228V227H22ZM28 228V227H27ZM85 228V227H84ZM172 228V227H171ZM176 228V227H175ZM13 229V228H12ZM19 229V228H18ZM55 229V228H54ZM69 229V228H68ZM95 229V228H94ZM198 229V228H197ZM205 229V228H204ZM242 229V228H241ZM244 229H245V227H244ZM264 229V228H263ZM31 230V229H30ZM178 230V229H177ZM176 230V231H177ZM238 230H240V229H238ZM255 230H258V229H255ZM259 230H262L261 228L259 229ZM21 231H22V233H23V231H24V229H21ZM21 231H19L20 233H21ZM65 231V230H64ZM69 231V230H68ZM71 231V230H70ZM87 231H89V230H87ZM126 231V230H125ZM200 231V230H199ZM202 231H203V229H202ZM208 231V230H207ZM211 231V230H210ZM230 231V230H229ZM243 231V230H242ZM245 231V230H244ZM253 231V230H252ZM239 232V231H238ZM9 233V232H8ZM17 233V232H16ZM21 233V234H22ZM26 232H24V236L26 235L25 234ZM29 233H30V231H29ZM128 233V232H127ZM152 233V232H151ZM200 233V232H199ZM257 233V232H256ZM256 233H255V235H256ZM259 233V232H258ZM10 234H11V232H10ZM13 234V233H12ZM18 234V233H17ZM16 234V235H17ZM36 234V233H35ZM40 234V233H39ZM39 234H38V236H39ZM51 234H52V232H51ZM132 234V233H131ZM163 234V233H162ZM178 234V233H177ZM176 234V235H177ZM245 234V233H244ZM6 235V234H5ZM15 235V236H16ZM28 235V234H27ZM30 235H31V233H30ZM47 235V234H46ZM54 235V234H53ZM57 235V234H56ZM74 235V234H73ZM83 235H85V234H83ZM123 235V234H122ZM125 235V234H124ZM174 235V234H173ZM202 235V234H201ZM246 235V234H245ZM253 235V234H252ZM254 235V236H255ZM42 236H45V235H42ZM41 236V237H42ZM59 236V235H58ZM80 236V235H79ZM116 236V235H115ZM126 236V235H125ZM151 236V235H150ZM9 237V236H8ZM11 237V236H10ZM33 236H31V241L29 242V244L31 245V247H29V250L32 248V250L33 251H35L36 253H37V251H39V249H41V247L43 246H41V244H43V241H45V240H42L41 241V239L39 238V239H37L36 238V236H34L33 238H32ZM47 237V236H46ZM51 237V236H50ZM88 237V236H87ZM119 237V236H118ZM117 237V238H118ZM154 237V236H153ZM185 237V236H184ZM219 237V236H218ZM257 237V236H256ZM258 237H259V235H258ZM44 238V237H43ZM53 238V237H52ZM58 238V237H57ZM80 238V237H79ZM127 238V237H126ZM160 238V237H159ZM173 238V237H172ZM16 239V238H15ZM45 239V238H44ZM50 239V238H49ZM262 239V238H261ZM4 240V239H3ZM2 240V241H3ZM55 240V239H54ZM58 240V239H57ZM73 240V239H72ZM85 240V239H84ZM106 240V239H105ZM129 240V239H128ZM178 240V239H177ZM255 240H257V242H258V245H259V242H260V244H261V242H262V240H260V238H257V239H255ZM18 241H19V239H18ZM49 241V240H48ZM74 241V240H73ZM77 241V240H76ZM157 241H158V239H157ZM170 241V240H169ZM209 241V240H208ZM217 241V240H216ZM226 241V240H225ZM264 241V240H263ZM24 242V241H23ZM27 242V241H26ZM66 242V241H65ZM177 242H179V241H177ZM3 243V242H2ZM9 243H10V238H7V236H6V238H5V240H4V244H3V248L4 247H7V249H8V246H9ZM17 243V242H16ZM22 243V242H21ZM74 244H75V242H73ZM85 244H86V241L84 242ZM136 243V242H135ZM181 243H182V241H181ZM194 243V242H193ZM239 243V242H238ZM254 243H255V241H254ZM12 244H13V242H12ZM15 244V243H14ZM67 244V243H66ZM106 244V243H105ZM211 244V243H210ZM24 245V244H23ZM44 245H46V244H44ZM54 245V244H53ZM59 245V244H58ZM137 245V244H136ZM194 245V244H193ZM243 245V244H242ZM12 245L10 244V247H11ZM14 246V245H13ZM13 246H12V248H13ZM50 246V245H49ZM60 246V245H59ZM63 246V245H62ZM81 246V245H80ZM109 246V245H108ZM126 246V245H125ZM181 246H182V244H181ZM197 246H199V245H197ZM236 246V245H235ZM240 246V245H239ZM254 246V245H253ZM257 246V245H256ZM260 246V245H259ZM263 246H264V244H263ZM9 247V248H10ZM18 247V246H17ZM23 247V246H22ZM47 247V246H46ZM179 247V246H178ZM25 248H27V247H25ZM74 248H75V246H74ZM82 249H83V247H81ZM183 248V247H182ZM196 248V247H195ZM244 248V247H243ZM252 248H254V247H252ZM6 248H5V250H7ZM21 249V248H20ZM24 248H22V250H19L18 252H16V254L15 255H17V256H19V257H23L24 258V256L25 257H28V256H26L27 254H28V252H27V254H26V251L25 250H23ZM77 249V248H76ZM140 249V248H139ZM198 249V248H197ZM255 249V248H254ZM27 250V249H26ZM43 249H41L40 250V253H38L37 255L39 256V254H41V251H42ZM71 250V249H70ZM79 250V249H78ZM85 250V249H84ZM128 250V249H127ZM154 250V249H153ZM189 250V249H188ZM218 250V249H217ZM217 250H216V253H217ZM247 250H249V249H247ZM12 251H14V250H12ZM54 251V250H53ZM59 251V250H58ZM74 251V250H73ZM113 251V250H112ZM121 251V250H120ZM185 251V250H184ZM191 251V250H190ZM261 251H263V249H261L260 250V247H259V249H256V254H261L262 252ZM7 252H9L8 250H7ZM30 252H31V250H30ZM29 252V254H31ZM46 252V251H45ZM107 252V251H106ZM130 252V251H129ZM221 252V251H220ZM253 252H255V251H253ZM264 252V251H263ZM15 253V252H14ZM34 253V252H33ZM53 253V252H52ZM57 253V252H56ZM64 253H65V251H64ZM72 253V252H71ZM76 253V255H77V252H75ZM123 253V252H122ZM165 253H167V252H165ZM195 253H196V251H195ZM199 253V252H198ZM228 253V252H227ZM246 253V252H245ZM3 254V253H2ZM5 254H6V251H5ZM4 254V255H5ZM10 254V253H9ZM9 254H6V257H9V256H11V255H9ZM35 254V253H34ZM106 254V253H105ZM176 254V253H175ZM231 254V253H230ZM263 254V253H262ZM7 255H9V256H7ZM37 255L35 254V256H29L30 257V259H29V261H31V263L32 264H36V263H40V262H43V264H51V262H49L48 261V259L47 260H41L40 261V259H38L37 258ZM58 255V254H57ZM73 255V254H72ZM153 255V254H152ZM186 255H189V254H186ZM193 255V254H192ZM233 255V254H232ZM16 256V257H17ZM43 256H45L44 254H43ZM81 256V255H80ZM121 256V255H120ZM154 256V255H153ZM196 256V255H195ZM225 256V255H224ZM250 256V255H249ZM3 257V256H2ZM5 257V258H6ZM12 257V256H11ZM42 257V256H41ZM77 257V256H76ZM84 257V256H83ZM108 257V256H107ZM123 257V256H122ZM121 257V258H122ZM126 257V256H125ZM166 257V256H165ZM220 257V256H219ZM253 257V256H252ZM258 257V256H257ZM10 258V257H9ZM22 258V259H23ZM46 258H47V256H46ZM56 258H57V256H56ZM61 258V257H60ZM119 258V257H118ZM3 260H4V257L2 258ZM11 259V258H10ZM12 259H15V258H12ZM20 259V258H19ZM18 259V260H19ZM27 259V260H28ZM42 259V258H41ZM51 259V258H50ZM111 259V258H110ZM253 260H254V258H252ZM21 260V259H20ZM24 260V259H23ZM22 260V261H23ZM26 260V259H25ZM24 260V261H25ZM81 260V259H80ZM122 260H123V258H122ZM156 260V259H155ZM188 260V259H187ZM199 260V259H198ZM1 261V260H0ZM22 261H20V262H22ZM28 261V262H29ZM52 262H53V258H52V260H51ZM120 261V260H119ZM144 261V260H143ZM161 261V260H160ZM175 261V260H174ZM248 261V260H247ZM251 262H255V260L254 261H252V260H250ZM257 261V260H256ZM2 262V261H1ZM5 262V261H4ZM110 262V261H109ZM124 262V261H123ZM156 262H158V261H156ZM195 262V261H194ZM226 262V261H225ZM6 263H9V262H6ZM5 263V264H6ZM13 263V262H12ZM68 263V262H67ZM94 263V262H93ZM130 263V262H129ZM136 263V262H135ZM154 263V262H153ZM168 263V262H167ZM232 263V262H231ZM250 263V262H249ZM11 264V263H10ZM14 264V263H13ZM18 264V263H17ZM64 264V263H63ZM77 264V263H76ZM115 264V263H114ZM256 264V263H255Z\"/></svg>","mask_w":264,"mask_h":264}]
</instances>
